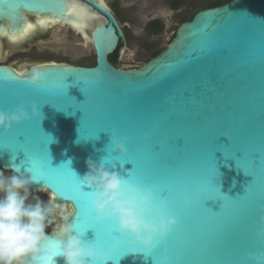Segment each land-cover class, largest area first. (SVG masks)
Returning <instances> with one entry per match:
<instances>
[{"label": "water", "instance_id": "1", "mask_svg": "<svg viewBox=\"0 0 264 264\" xmlns=\"http://www.w3.org/2000/svg\"><path fill=\"white\" fill-rule=\"evenodd\" d=\"M80 1L106 19L91 34L95 66L46 63L19 72L0 65V112L23 105L31 114L33 104L41 111L11 132L0 130V168L30 176L25 153L4 149L22 148L37 168L31 192L50 193L57 210L70 207L75 222L82 209L87 220L96 216L90 201L78 198L86 161L118 158L142 187L163 189L166 215L178 224L152 254L136 251L143 247L130 235L112 239L109 264H250V255L264 252L256 238L264 227V0L198 12L157 57L131 69L109 60L120 44L121 52L126 47L115 14L98 0ZM16 2L21 6L0 4L1 36H22L27 15L78 28L90 19L83 7L70 10L68 0ZM34 69L44 74L37 87L27 83ZM113 130L126 156L112 151ZM58 229L48 233L57 254ZM85 239L93 241L95 232ZM126 244L133 251L124 252Z\"/></svg>", "mask_w": 264, "mask_h": 264}, {"label": "clouds", "instance_id": "2", "mask_svg": "<svg viewBox=\"0 0 264 264\" xmlns=\"http://www.w3.org/2000/svg\"><path fill=\"white\" fill-rule=\"evenodd\" d=\"M43 78L44 74L34 69L27 83L37 87ZM40 112L35 104L31 106V114L23 105L10 114L0 112V130L11 132L14 125L29 121ZM110 137L112 151L120 157L126 156L127 148L117 139L118 133L113 130ZM86 164L88 171L81 182L92 192L90 203L97 223H114L121 233L132 237V243L145 249L173 234L178 221L166 215L168 200L158 197L152 187L130 191L121 174L125 163L105 156L99 164L91 158ZM34 183H37L35 177L25 176L16 168L11 169L10 175L0 171V264H45L47 258L58 255L64 257L65 264H109L112 257L86 240V234H81L71 220L72 213L64 209L59 213L63 223L57 231L62 246L56 253L46 229L56 219L58 206L32 196ZM30 198L33 202H29ZM256 238L264 240V227L256 232ZM249 262L264 264V255H250Z\"/></svg>", "mask_w": 264, "mask_h": 264}, {"label": "rangeland", "instance_id": "3", "mask_svg": "<svg viewBox=\"0 0 264 264\" xmlns=\"http://www.w3.org/2000/svg\"><path fill=\"white\" fill-rule=\"evenodd\" d=\"M207 1L210 0H187L179 10H173L170 0H119L118 2L106 0L109 6L118 3L117 8L122 17L121 25L124 30L129 32L126 38V47L120 57V64L125 68L144 67L150 60L152 50H164L168 47L176 30L182 24L183 17L190 16L195 8ZM154 20H159L164 24V30L159 35H150L146 31L147 24ZM63 34L64 37H61ZM59 38L62 42L60 46H57ZM35 45L29 44L28 51L23 48L18 56L13 57L8 54L3 58L5 48L0 49V61L10 64L46 61L86 64L96 60L93 46L89 40L85 43L80 36L68 32L66 28L60 31L53 30V36L48 41H41ZM5 175H10V173H5ZM32 196L39 197L45 203L50 201L48 192L32 193ZM62 209L70 211L69 206ZM60 210H57L56 219L46 229V232L54 231L60 227Z\"/></svg>", "mask_w": 264, "mask_h": 264}, {"label": "flooded vegetation", "instance_id": "4", "mask_svg": "<svg viewBox=\"0 0 264 264\" xmlns=\"http://www.w3.org/2000/svg\"><path fill=\"white\" fill-rule=\"evenodd\" d=\"M98 1L107 5L111 9V11L115 14V16L117 17L119 22L121 21L120 20L121 15H120L119 10L117 8V6H118L117 2L119 0H115L117 2L112 6H109L107 4L106 0H98ZM68 3H69V9L70 10H71L72 6L76 4L80 7H83L87 11V13L90 15V19L88 20V23L85 27H83V28L79 27L78 28L75 25L73 26V25H68L66 23H62L59 21H53L49 18L40 20V19L36 18L35 16L27 15V21L31 25V27L30 28L28 27L29 30H26L22 36H20L18 38H11L8 35H5V36L0 35V49L5 48L3 50V56L2 57L4 58L8 54H10L9 55L10 57L18 56V54L21 53V51H20L21 49L24 48L26 50L27 49L29 50V48H30L29 44L35 45L41 41H48L53 36V30L60 31L63 28H66L67 31L70 33H74V34L80 36L83 39V41H85V43H87L89 40L90 44L92 45L91 34L93 32L94 26L101 24L102 22H106V19L104 17H102L100 14H98V12H96L94 9H92L88 4H86L83 1L68 0ZM49 22H51V23L49 24ZM53 22H56V23H53ZM120 24H121V22H120ZM122 29H123V26H122ZM123 31L125 34V31H128V30L123 29ZM61 37H64V34ZM125 37H126V35H125ZM57 41H58V43H56L57 46H60L61 42H62L61 38H59ZM58 48H61V47H58ZM122 48H123V44H120L118 50L114 53V54L117 53V59H118L119 64L115 65L113 62H111V56L112 55L109 57L110 62L115 67H117L119 69L134 68V67L125 68L120 64V57L122 54V52H121ZM59 51H60V49H59ZM46 63H65V62L46 61V62H31V63H26V64H22V63H20V64L19 63H13V64L11 63L10 64L9 62L5 63V62L0 61V65L12 67L19 72H23L24 70L31 69L32 67H35V66H38L41 64H46ZM66 64H71V65H75V66L77 65V66L93 67L96 65V60L93 62L86 63V64H74V63H66ZM0 171H4V170L0 168ZM5 173L11 174L10 171H5ZM60 223H61V221H60ZM47 233H49V232H47Z\"/></svg>", "mask_w": 264, "mask_h": 264}, {"label": "snow or ice", "instance_id": "5", "mask_svg": "<svg viewBox=\"0 0 264 264\" xmlns=\"http://www.w3.org/2000/svg\"><path fill=\"white\" fill-rule=\"evenodd\" d=\"M5 3L8 4V6L10 8H17V7L21 6V4L16 2V0H0V4H5ZM69 14H71V12ZM28 27L30 28L31 25H28ZM4 149L11 150L13 153V156H15V153L17 151H23L28 158L26 161V163L28 165L27 172L31 173V176L38 179L37 178V168H36L35 164L33 163L32 157H30L22 148L18 147L15 150H13L12 148L5 146ZM121 174L127 180L130 191H136V190H140V189L144 188V187H142V181L138 176H134L130 172H126V171H122ZM153 189L157 192V195L159 194V197L165 198V196L163 195V189H160V188H153ZM78 192H79L78 198L82 203H86L88 201H91L92 192L90 190L85 191L83 184H80V186L78 188ZM75 223L78 227V231L81 234H86L89 229L93 230L95 232V239L91 242L94 244V246L98 250L106 252L112 258H115V257L113 255L109 254V251H106V249H110V247H111V245L108 242L114 238H118L120 236L127 235V234L121 233L117 227H112V225L114 223H111V222L97 223L96 216H95L94 220H87L83 209L81 210V213L79 215H77ZM259 241L262 244H264V240H259ZM55 247H57V249L59 248L58 243H57V245H55ZM125 247H126V251H124V252L133 251V249L128 248L127 244ZM135 250L144 252L145 248H137L136 247ZM147 250H148V252L146 254H152L153 253L152 248L147 249ZM260 255H264V252H262ZM247 259L249 260V257ZM245 264H247V261L245 262Z\"/></svg>", "mask_w": 264, "mask_h": 264}, {"label": "trees", "instance_id": "6", "mask_svg": "<svg viewBox=\"0 0 264 264\" xmlns=\"http://www.w3.org/2000/svg\"><path fill=\"white\" fill-rule=\"evenodd\" d=\"M186 1L187 0H170L171 8L173 10H179L181 8V6ZM231 1H233V0H210V1H207V2H205L203 4H201L200 6H198L197 8H195L190 16H184L183 19H182V24L185 23V22L191 21L194 18V16L198 12H200L202 10L215 8V7H221V6L227 4V3L231 2ZM121 19H122V17H121ZM163 30H164V24L161 21H159V20L151 21L146 26V31L150 35H159V34H161L163 32ZM128 34H129V32L125 31L126 37L128 36ZM162 51L163 50H156V49L152 50L151 53H150L151 54L150 60L152 58L157 57ZM111 62H113L115 65L119 64L118 63V59H117V53L111 56Z\"/></svg>", "mask_w": 264, "mask_h": 264}, {"label": "bare ground", "instance_id": "7", "mask_svg": "<svg viewBox=\"0 0 264 264\" xmlns=\"http://www.w3.org/2000/svg\"><path fill=\"white\" fill-rule=\"evenodd\" d=\"M81 28H82V27H81ZM26 30H29V28L25 29V31H26ZM49 195H50V199H51L52 195H51L50 193H49ZM64 207H66V206H64Z\"/></svg>", "mask_w": 264, "mask_h": 264}]
</instances>
